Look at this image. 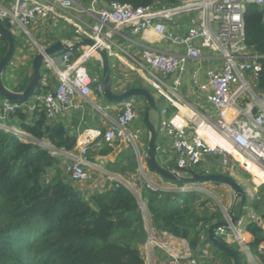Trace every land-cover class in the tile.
<instances>
[{"label": "built area", "instance_id": "obj_1", "mask_svg": "<svg viewBox=\"0 0 264 264\" xmlns=\"http://www.w3.org/2000/svg\"><path fill=\"white\" fill-rule=\"evenodd\" d=\"M249 3L263 5L264 0H178L175 4H171L170 0H159L147 6L120 1L103 4L99 0H91L88 5L79 0H11L9 4L0 6V21L7 22L10 28L23 35L32 36L30 27L37 19L58 17L75 27L78 41L90 38L95 42L93 47L86 46L76 59L71 58L72 48L60 54L45 55L44 66L55 71L58 83L54 88L35 95L37 104L27 102L24 105L29 110L41 106L48 120H54L73 108H85L83 99L93 90L94 82L87 63L97 54V48H105L109 56L118 55L113 50L116 43L112 36L120 27L153 30L161 40L185 48L184 53L151 46H143L140 53L123 50L124 63L131 68L145 70L146 79L155 85L158 94L175 106L179 101L175 87L180 85L181 79L175 78L171 87L167 83L168 77L184 72L187 63L201 58L206 50L216 53L222 67L208 69L207 81L200 85L203 90L211 91L208 100L215 109L216 119L209 125L198 121L196 114L181 113L180 108L175 114L167 116V109L164 108L162 113L165 116L158 126V134L171 140L175 159L174 164L168 167L179 173L195 170L200 165H203L201 173H222L234 158L253 177L252 167L264 170V93L255 89L262 70L260 59L264 58V54L255 51L246 42L244 12ZM85 13L92 15L95 21L87 22L80 18ZM185 15H189L187 31L178 33L171 28V24ZM34 42L37 53H45L47 46ZM198 76L199 70L195 69V81ZM97 83L98 93L104 94L103 81ZM248 97L252 102L247 101ZM243 104L246 106L242 107ZM18 105L8 98L0 101V129L29 140L25 131L8 123ZM137 117L134 100L127 98L121 101L120 112L107 127L79 132L72 149L57 148L49 141L41 145L65 160L64 170L72 181L85 182L89 179L87 155L91 146L101 148L124 139L134 148L138 160L142 159L140 135L131 129ZM210 130L232 143L241 157H236L220 144L212 146L207 138L212 134ZM211 155L218 159L221 171L206 167ZM119 184L116 182L117 186ZM178 189L193 190L195 187L188 188L186 185ZM247 215L248 221H258L256 212L251 211ZM227 219H231V214L228 213ZM248 221L244 223L240 218L237 224L223 231V234L225 231L232 233L242 249H247L243 232ZM181 241L182 246L175 247L150 235L148 244H155L165 251V264H200L191 245L184 239Z\"/></svg>", "mask_w": 264, "mask_h": 264}, {"label": "trees", "instance_id": "obj_2", "mask_svg": "<svg viewBox=\"0 0 264 264\" xmlns=\"http://www.w3.org/2000/svg\"><path fill=\"white\" fill-rule=\"evenodd\" d=\"M111 1L147 6L159 0H99L103 4ZM177 2L170 0L171 4ZM244 22L247 44L264 54V4L249 3ZM4 24L10 28L7 22ZM14 37L17 44V36ZM7 48V39L2 34L0 59ZM73 50L76 59L80 51ZM260 61L262 70L257 86L264 93V58ZM27 80L28 77L19 81L14 90H23ZM47 89L50 88L41 84L36 95ZM25 103L19 104L10 116L19 121L20 129L57 148L75 146L78 132H72L71 126L66 129V123L57 118L48 120L39 105L34 109L39 117L30 123L31 114ZM59 163L61 158L49 148L0 129V264H147L140 245L145 243L148 233L135 193L128 186L115 183L87 198L70 178L62 176ZM131 164L132 171L137 172V161ZM53 168H57L54 175L50 173ZM163 179L180 187L189 185ZM202 194L197 190L153 189L146 184L141 189L155 229L186 240L193 249L202 241L210 242L209 226L225 219L209 203V197L200 200ZM260 194L264 201V187ZM240 207V202L235 204L236 214ZM245 228L254 235L250 246L256 254L264 244V229L255 221H248ZM235 250L240 264H250L240 249ZM260 258L264 264V252Z\"/></svg>", "mask_w": 264, "mask_h": 264}, {"label": "crops", "instance_id": "obj_3", "mask_svg": "<svg viewBox=\"0 0 264 264\" xmlns=\"http://www.w3.org/2000/svg\"><path fill=\"white\" fill-rule=\"evenodd\" d=\"M10 1L11 0H0V6L7 5L10 3ZM90 2L91 0H86L84 1V5H88L90 4ZM80 18H83L87 22L95 21V18L92 15H87L86 13L80 15ZM188 21L189 15L182 16L179 19H176L174 24H171V28L178 33H186ZM10 29L13 31L14 35L17 36L18 39V42L16 44V52L12 61L9 63L10 71L7 72L10 77L16 79L13 81V87H11L13 89L16 85H18L19 80H24L26 77L29 76L33 57L37 54V46L34 41L49 46L57 42L58 40H69L72 38H76L77 36L75 27L58 17L37 19L30 27V32L32 36H28V38L23 36L21 32L15 31L12 28ZM112 40L116 43L113 45V50L114 52L118 53V55L114 54L110 56L111 83L113 91L115 93H122L132 87L138 86L153 89L155 91V99L162 101V105L160 104V108L158 107V110H153V113L151 114L152 120H154L153 116L157 119L155 121L156 123H158V126L160 124L161 119L165 116L162 113V109L164 108L167 109V116L175 114L180 108L181 113L185 112L191 115L196 114L198 117V121H203L209 125L210 121H214L216 119L215 109L212 103L208 100V95L211 91L210 89L203 90L200 87L202 83H205L207 81L208 69L222 67V61L220 60V58H218L216 53L210 50H206L201 58L195 61H189L184 72H178L168 77L167 83H169L171 87H173V81L175 78L180 77L181 79L180 85L175 87V90L177 92L176 98L179 100L178 106H175L172 105L163 95L158 94V90L155 85L146 79L145 70L131 68L124 63L123 50L132 53H140L143 46H151L169 52L184 53L185 48L183 46L172 45L166 40H161L160 35H158L153 30H137L130 26H123L114 31ZM68 43L73 42L69 40ZM85 47H79L77 49L80 51V53H82ZM60 52L57 54H60ZM74 55V50H72V59H75ZM90 61H93L95 63V67L98 66L97 68L99 70L102 68L101 58L98 54H95ZM27 67L28 74L22 72L21 77L20 75L15 77L12 75V73H14L13 69H22L23 71H25ZM195 69L199 70V76L197 81H195L193 77V72ZM93 78V90L88 95V97H85V99H83L85 108L83 110L73 108L58 115L56 119L65 122L67 127L71 126L72 132L76 131L79 133L81 131L96 127L105 128L109 125L112 120L116 118L117 114L120 112L121 102L109 101L104 94L98 93L97 82L103 80V74H96V76H93ZM57 83L58 78L55 71L47 69L43 65L41 84H44L46 87L49 88H54ZM154 91L151 92L154 93ZM2 99L3 98L0 97V101ZM133 100L139 111L145 109L144 111L146 112L145 107H147V101L144 97H142L141 100H138L137 98H133ZM30 114L31 116H29L28 119L30 123H32L33 120L39 117V113L36 114L34 112V109L30 110ZM8 123L14 126H18L19 121L9 117ZM131 129L134 132H137L142 138V140H146L144 136V132L146 131V129L149 134V129L147 125H143V123H140L139 120L135 121V123L131 125ZM33 138L34 137L31 135L30 141L39 144L48 142L47 140H38L36 138ZM157 145L159 161L166 166L174 164L175 152L171 140L166 136L160 135L157 140ZM101 149H104L105 152L100 153ZM134 153V148L131 146L130 143H128L124 139L115 142L112 145H105L101 148L91 146L87 155L88 161L90 163L89 166H87L89 179L87 182L76 183V188L79 189L87 198L95 191H105L111 188V186L116 182L128 186L133 191L132 185L135 183H133L132 181H134L133 178H135V175L137 173L132 171L131 169V162L134 160L137 161L136 158H133ZM58 165H60V163ZM56 169L57 168L51 169L50 173L54 175L57 172ZM137 169L135 171H137ZM167 183L168 185H165L166 187L163 188H166L168 190L172 187L170 182ZM141 189L142 188H140V190ZM254 203H257L260 208V212L259 210L258 212L256 210V213L258 214V221L255 222H257V224L264 229V201L261 200V194L258 195V197H255L254 201L251 202L252 205ZM144 205L147 210L145 212L144 208H142L144 215V226L147 230L148 236L145 243L140 245L141 252L147 264H165V260L167 259L165 251L157 245L155 246V244H153V246L148 244V239L150 235H154L155 238L159 241H167L175 247H181L182 241L181 239L172 237L169 234L158 232V230H156L154 227L153 219L145 202ZM252 205H250V200L247 196L245 208L251 207ZM230 208L235 209V203ZM240 211L241 210H239L237 214L235 213V215H239ZM251 211L255 210L250 209L249 211L247 209L246 214L244 215L243 213V216L241 215V218L243 219L244 223L249 220L247 214ZM227 216L228 213L226 215L224 214L225 219ZM244 227H246V225ZM204 235L205 234H202L203 240ZM222 236L227 239L228 243L232 247L238 248L235 245V239L232 233H230L229 231H225ZM243 236L246 239L247 249H243L244 252L242 253L244 255L246 254L247 262H249L250 264H261L260 254L264 252V244H261L258 247V253L260 254H255L250 246V243L254 240V235L246 228H244ZM212 245L214 244L211 243V241H202L199 247L197 246L195 249H193V253L197 257L200 264H233V261L230 257L229 258L231 260H228V257L226 258V255L221 249L214 245L216 248L222 251V253H220V251H218Z\"/></svg>", "mask_w": 264, "mask_h": 264}, {"label": "water", "instance_id": "obj_4", "mask_svg": "<svg viewBox=\"0 0 264 264\" xmlns=\"http://www.w3.org/2000/svg\"><path fill=\"white\" fill-rule=\"evenodd\" d=\"M0 32L6 37L8 42V48L6 53L0 59V94L5 98L10 99L14 103L21 104L30 100L34 97L41 86L42 69L45 61V55H53L60 51H66L70 48H79L85 46L93 47L95 42L90 38H84L78 41L76 38L69 39L73 43H68V39H61L57 42L49 45L45 49V53L38 52L32 60L28 80L25 88L22 91L14 90L9 87L3 78V74L9 63L12 61L16 52V40L13 31L7 27L4 22L0 21ZM97 54L101 58L102 62V74L104 84V95L109 101L121 102L124 99L133 96H142L147 101V107L145 112V121L149 129V142L147 148V162L149 168L161 177L169 179L175 182L182 183H221L230 186L237 199H240L241 211L239 215H235V209H231V219H224L216 221L211 224L208 229L209 240L225 252L233 261V264H240V259L237 251L234 247L229 245L227 239L222 236L224 229L230 228L232 225L237 224L241 218L244 205L247 201L248 193L241 183L233 177L231 174L212 172V173H200L195 170L189 169L185 173H179L172 167L164 166L158 159V127L151 120V112L158 110V104L155 99V95L147 88L143 86L132 87L122 93H115L112 89L111 83V67H110V56L105 48H97ZM66 129L68 127L66 126Z\"/></svg>", "mask_w": 264, "mask_h": 264}, {"label": "rangeland", "instance_id": "obj_5", "mask_svg": "<svg viewBox=\"0 0 264 264\" xmlns=\"http://www.w3.org/2000/svg\"><path fill=\"white\" fill-rule=\"evenodd\" d=\"M80 1L82 3H84V0H80ZM23 36L28 38L27 35H23ZM87 67H88V70H89V72H90V74L92 76H96V74H99V73L102 74V68L99 70L97 68L98 66L95 67V63L93 61H89L87 63ZM27 70H28V67L26 68L25 71H23L22 69L21 70H14L13 69L14 73H12V75L14 77L20 75V77H21L22 72L23 73L25 72L26 74H28ZM8 71H10L9 70V65L7 66L6 70L4 71L3 78H4L5 83L8 86L13 87L12 86L13 81L16 80V79L13 78V77H10V75L7 74ZM19 81H21V80H19ZM149 89L151 91H154L151 88H149ZM255 89H256L257 92H260L259 89H258V86H255ZM153 94L155 95V91H154ZM3 97L4 96H1V98H3ZM130 98H132V99L133 98L134 99L137 98L138 100L142 99V97H139V96H133V97H130ZM250 99H251V97H248L247 101L249 102ZM156 102L158 104V107L160 108V104L162 105V101L161 100H156ZM250 102H252V100ZM29 103L30 104H37L35 96L30 98ZM135 106H136V104H135ZM245 106L243 104L242 107H245ZM144 110H142V111L138 110V117L135 120V121L139 120V122L143 123V125L146 124V121H145V118H144V113H143ZM152 113H153V111L151 112V114ZM153 118H154L153 121H154L155 125L158 127V123H156V121H155L157 119L154 116H153ZM135 121L133 123H135ZM146 132H147V129L144 132V136H145L146 140H142V138L140 137L141 142L144 144V145L142 144L143 145L142 146V159L138 160L137 155H135L136 159H137V163H138L137 173L135 175V178H133L134 181H132L135 184L132 185V182H131V185L133 187V192L137 196V198H138V200H139V202L141 204V207L144 208L145 212L147 210H146V207L144 205V201H143V199L141 197L140 188H142V186L144 184L150 186L151 188L154 187L156 189H163V187H166L165 185H168V183L163 179V177H161L159 174H157L154 171H152L149 168V166H148V162H147V148H148V142H149V139H148V135L149 134H148V132L146 134ZM159 136H160V134H158V138H159ZM27 137L30 138L29 140H31V135L29 133H27ZM134 154H136V152ZM209 159H210V162L208 164L206 163V167H209L212 171H221L222 170L221 167H218V165H219L218 159H216L212 155L209 156ZM64 163H65V160H63L62 157H61V163H60V165H58V168H59V171L62 173V176L66 180H69V176L64 171V169H65L64 168ZM196 170L202 171L203 170V165L196 166ZM225 172H226L225 174L229 173L233 177H235L241 183V185L246 189V191L248 193V198L250 200V205H252L251 202L254 201L255 197H258V195H260L259 193H260L261 189H263V187H264V174H259L256 171H254L255 172V176L254 177L250 176L248 174V172L244 169V167H242V166H240L239 164L236 163V160L234 158L230 162V165L228 166V169H226ZM87 181H85V182H87ZM72 183L75 186V184L79 183V182L73 181ZM170 183H171V187H172L170 189L177 190L178 187H180V186H178L175 183H172V182H170ZM188 184L190 186L195 187V189H193V190H197V191H200V192L203 193L202 196L200 197V200H204L205 197H209L211 199V200L209 199L210 200L209 203H211L212 207H215V209H217L218 211H221L225 215L227 213H230V209H231L230 207L234 203L236 204V203L240 202V199L236 198L233 189L230 186L226 185V184L213 183V182L188 183ZM190 186L187 185L188 188H190ZM165 189L166 188H164V190ZM247 209L249 211H250V209H252V210L254 209L255 211H253V212H256V210L258 212V210L260 208H259V205L257 203H254L251 207L245 208L244 215L246 214ZM259 212H260V210H259ZM147 216H148V213H147ZM235 245L238 247V249H240L242 252H244V250L239 245L237 240H235ZM212 246L214 248H216L214 245H212ZM216 249L218 251H220L219 250L220 248L219 249L216 248ZM220 253H222V251H220ZM225 255H227V254H225ZM245 258H246V254H245ZM228 260H230V259L228 258Z\"/></svg>", "mask_w": 264, "mask_h": 264}, {"label": "bare ground", "instance_id": "obj_6", "mask_svg": "<svg viewBox=\"0 0 264 264\" xmlns=\"http://www.w3.org/2000/svg\"><path fill=\"white\" fill-rule=\"evenodd\" d=\"M210 133H212V134L208 135L207 138H208V140L212 146H217L220 144V145H222V147H224L225 149L230 151V153H233L236 157H241V154L239 153L237 148L232 143H230L227 139H223L219 135L214 134L213 130H210ZM251 171L254 173L253 177L255 176L254 171H256L259 174H264V170L262 168L252 167Z\"/></svg>", "mask_w": 264, "mask_h": 264}]
</instances>
